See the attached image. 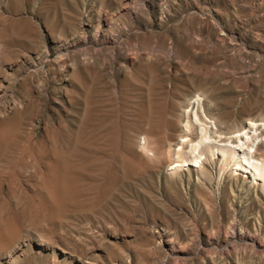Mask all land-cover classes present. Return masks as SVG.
<instances>
[{"label": "rangeland", "instance_id": "rangeland-1", "mask_svg": "<svg viewBox=\"0 0 264 264\" xmlns=\"http://www.w3.org/2000/svg\"><path fill=\"white\" fill-rule=\"evenodd\" d=\"M196 96L264 120V0H0V264H264V177L169 170Z\"/></svg>", "mask_w": 264, "mask_h": 264}, {"label": "bare ground", "instance_id": "bare-ground-1", "mask_svg": "<svg viewBox=\"0 0 264 264\" xmlns=\"http://www.w3.org/2000/svg\"><path fill=\"white\" fill-rule=\"evenodd\" d=\"M198 98L196 96L195 99L189 100L183 112L186 122L182 127L177 149L179 152L187 146L191 158L175 161L169 170L177 169L182 171V174L184 171L197 173V167L209 170L229 160L228 165L232 163L230 166L232 169L231 186L242 187L252 178L251 186L254 193L257 192L260 187L259 181L264 177V154L259 153L257 143V139L264 135L263 118L247 117L248 120H241L234 130L224 132L214 125H207L205 121L197 117L195 106L199 103ZM191 113L192 121H190ZM195 128L198 130L196 139L192 138ZM230 167L227 166L224 172Z\"/></svg>", "mask_w": 264, "mask_h": 264}]
</instances>
